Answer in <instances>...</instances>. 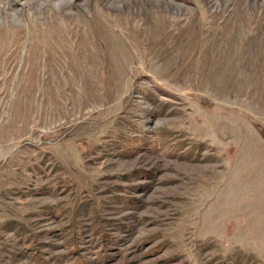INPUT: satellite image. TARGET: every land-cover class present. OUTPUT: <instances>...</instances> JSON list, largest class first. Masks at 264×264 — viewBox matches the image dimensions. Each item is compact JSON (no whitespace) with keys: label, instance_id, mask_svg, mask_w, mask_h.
Segmentation results:
<instances>
[{"label":"rangeland","instance_id":"obj_1","mask_svg":"<svg viewBox=\"0 0 264 264\" xmlns=\"http://www.w3.org/2000/svg\"><path fill=\"white\" fill-rule=\"evenodd\" d=\"M0 264H264V0H0Z\"/></svg>","mask_w":264,"mask_h":264}]
</instances>
